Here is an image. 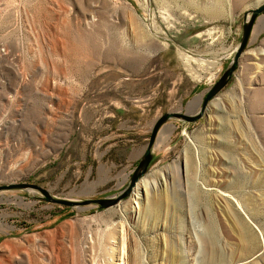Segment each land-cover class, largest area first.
Wrapping results in <instances>:
<instances>
[{"label":"rangeland","instance_id":"obj_1","mask_svg":"<svg viewBox=\"0 0 264 264\" xmlns=\"http://www.w3.org/2000/svg\"><path fill=\"white\" fill-rule=\"evenodd\" d=\"M255 1L0 0V184L117 193L154 120L217 80ZM166 125L114 206L0 192V264H264V15L204 115Z\"/></svg>","mask_w":264,"mask_h":264},{"label":"water","instance_id":"obj_2","mask_svg":"<svg viewBox=\"0 0 264 264\" xmlns=\"http://www.w3.org/2000/svg\"><path fill=\"white\" fill-rule=\"evenodd\" d=\"M251 7L243 12V21L241 24V33L235 47L232 57L218 76L217 80L206 89L204 92L200 105L197 110L184 111L172 110L165 111L160 114L153 122L147 144L138 158L137 164L132 169L128 178H126L125 185L117 193L95 198H69L59 197L51 193V191L39 184L30 182H14L8 184H0V192L7 190H33L39 192L43 201L54 203L61 206L76 208L78 210H87L91 207L98 209H105L118 204L120 201L126 199L133 191L134 187L141 180L143 175L147 172L151 162L155 157V144L158 141L159 133L163 126L170 120H181L184 122H195L200 119L207 108V105L231 80L234 72L238 68L241 55L244 53L246 47L251 39L253 27L257 20L264 15V0L258 3H251Z\"/></svg>","mask_w":264,"mask_h":264},{"label":"bare ground","instance_id":"obj_3","mask_svg":"<svg viewBox=\"0 0 264 264\" xmlns=\"http://www.w3.org/2000/svg\"><path fill=\"white\" fill-rule=\"evenodd\" d=\"M259 1H261V0H256L254 3H258ZM253 3V2H252ZM262 17V16H261ZM260 17V18H261ZM259 18V19H260ZM201 99H202V96H200V97H197L194 101H192L191 103H189V104H187V107H186V110L187 111H194V110H197L198 109V107H199V104H200V102H201ZM190 107V108H189ZM192 108V109H191ZM168 123V122H167ZM166 125V124H165ZM163 126V128L161 129V132L163 131V129L167 126ZM169 125V124H168ZM171 130V129H170ZM168 133V132H167ZM170 134H171V132H169V136H170ZM169 136H167V134H166V136L164 137L165 138V140L167 141V138L169 137ZM142 181V179L139 181V183ZM144 181V180H143ZM142 181V182H143ZM141 182V186H143V183ZM138 183V184H139Z\"/></svg>","mask_w":264,"mask_h":264}]
</instances>
